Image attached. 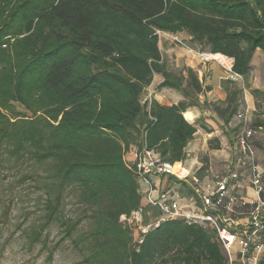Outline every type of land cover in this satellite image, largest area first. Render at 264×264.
I'll use <instances>...</instances> for the list:
<instances>
[{
	"label": "trees",
	"instance_id": "trees-1",
	"mask_svg": "<svg viewBox=\"0 0 264 264\" xmlns=\"http://www.w3.org/2000/svg\"><path fill=\"white\" fill-rule=\"evenodd\" d=\"M162 32L188 34L190 47L233 59L245 78L256 50L264 51V0H0V156L46 169L27 176L43 183L30 246L55 225L61 240L87 252L84 264L226 263L209 224L168 220L136 234L139 225L129 223L141 211V225L150 226L162 213L144 203V182L126 154L148 149L177 164L197 132L184 112L198 105L202 84L193 70L188 85L169 70ZM156 74L164 77L159 89L185 100L168 107L146 97ZM228 90L223 107L211 106L226 126L242 107V90ZM254 95L260 108L264 93ZM243 125L251 145L256 129ZM174 180L199 201L191 185ZM68 191L77 197L74 216L66 214Z\"/></svg>",
	"mask_w": 264,
	"mask_h": 264
},
{
	"label": "crops",
	"instance_id": "crops-1",
	"mask_svg": "<svg viewBox=\"0 0 264 264\" xmlns=\"http://www.w3.org/2000/svg\"><path fill=\"white\" fill-rule=\"evenodd\" d=\"M189 39L186 33H160V49L169 70L178 75L182 74L186 85L189 82L187 70H193L203 87L197 98L198 105H192L184 112L185 120L196 126L197 132L186 148V159L177 165L200 179L203 187L211 185L216 174H223L228 169L239 173V181L232 182L229 186L228 200L223 209V215L229 220V225L233 229H239L248 224L257 202L251 183L254 174L252 166L240 163L238 138L244 125L236 116L226 126L211 106L216 104L223 107L228 99V88H232L233 84L242 90V107L239 114L246 115L251 126L256 129L251 139L254 151L253 165L264 168V103L258 108L254 95L255 91L264 93V51L256 50L251 60V72L244 78L233 72V59L221 54L200 52L190 47ZM216 56L225 57L227 63L216 59ZM163 81L164 77L156 74L151 86L146 90V97L168 107L185 100L183 94L177 90L159 89ZM136 153L137 148L134 147L126 154L127 164H133ZM151 181L158 188L177 191L185 201L189 200L187 193L181 191V185L176 183L173 177L154 176ZM143 186L146 191L148 186ZM229 198H236V203L230 204Z\"/></svg>",
	"mask_w": 264,
	"mask_h": 264
},
{
	"label": "built area",
	"instance_id": "built-area-1",
	"mask_svg": "<svg viewBox=\"0 0 264 264\" xmlns=\"http://www.w3.org/2000/svg\"><path fill=\"white\" fill-rule=\"evenodd\" d=\"M238 117L244 123L248 121L246 115ZM252 136L253 131L244 125L238 138L240 163L252 166L254 174L251 183L257 196L247 225L233 229L223 215L229 186L240 179L238 172L228 169L223 174H216L212 184L203 187L200 179L192 176L184 167L176 169L177 164L165 162L153 151L143 149L135 154L133 165L141 180L148 186L144 192L146 203L158 208L162 215L155 224L143 227L141 211L134 213L132 216H137L134 222L140 226V232L147 233L151 227H157L168 220L181 219L190 225L209 224L216 230L219 242L227 254L225 264H264V168L253 165L254 151L250 145ZM154 176H171L188 183L195 190L199 201L193 198L185 201L177 191L158 188L151 181ZM229 202L235 204L236 198H229ZM123 220L126 218L123 217ZM235 246H238L236 252Z\"/></svg>",
	"mask_w": 264,
	"mask_h": 264
},
{
	"label": "rangeland",
	"instance_id": "rangeland-1",
	"mask_svg": "<svg viewBox=\"0 0 264 264\" xmlns=\"http://www.w3.org/2000/svg\"><path fill=\"white\" fill-rule=\"evenodd\" d=\"M16 110L21 113L26 111L19 104H16ZM27 116L31 118L32 114L27 113ZM36 174H46V169L30 161L16 162L6 155L0 156V264H84L87 252L70 240H61L55 225L48 229L43 243L30 246L27 242L26 232L40 222L43 214V183L27 178ZM65 196L66 214L74 216L79 212L74 206L76 193L68 191ZM136 218L132 216L129 223L136 224ZM88 226L85 223L79 233ZM140 229L139 226L136 234ZM54 248L56 252L53 259H49V252ZM237 250L238 246H235L234 252Z\"/></svg>",
	"mask_w": 264,
	"mask_h": 264
},
{
	"label": "bare ground",
	"instance_id": "bare-ground-1",
	"mask_svg": "<svg viewBox=\"0 0 264 264\" xmlns=\"http://www.w3.org/2000/svg\"><path fill=\"white\" fill-rule=\"evenodd\" d=\"M215 58L225 61V58L223 56H216ZM176 168H179V165H176Z\"/></svg>",
	"mask_w": 264,
	"mask_h": 264
}]
</instances>
